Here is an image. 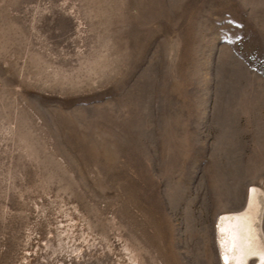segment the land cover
I'll return each instance as SVG.
<instances>
[{"label": "rangeland", "instance_id": "obj_1", "mask_svg": "<svg viewBox=\"0 0 264 264\" xmlns=\"http://www.w3.org/2000/svg\"><path fill=\"white\" fill-rule=\"evenodd\" d=\"M231 214L263 248L264 0H0V264H221Z\"/></svg>", "mask_w": 264, "mask_h": 264}, {"label": "bare ground", "instance_id": "obj_2", "mask_svg": "<svg viewBox=\"0 0 264 264\" xmlns=\"http://www.w3.org/2000/svg\"><path fill=\"white\" fill-rule=\"evenodd\" d=\"M253 195L254 193H251L250 197ZM251 222V217L243 214L224 215L216 220L215 227L221 232V264H249L248 260L244 259L246 257L255 259L254 264H264V247L261 248L256 239L252 238Z\"/></svg>", "mask_w": 264, "mask_h": 264}]
</instances>
